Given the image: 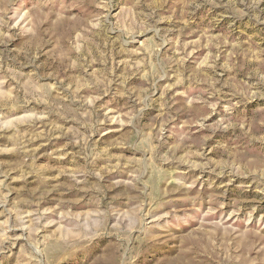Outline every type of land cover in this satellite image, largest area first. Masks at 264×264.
I'll return each instance as SVG.
<instances>
[{"label": "rangeland", "instance_id": "1", "mask_svg": "<svg viewBox=\"0 0 264 264\" xmlns=\"http://www.w3.org/2000/svg\"><path fill=\"white\" fill-rule=\"evenodd\" d=\"M0 264H264V0H0Z\"/></svg>", "mask_w": 264, "mask_h": 264}]
</instances>
